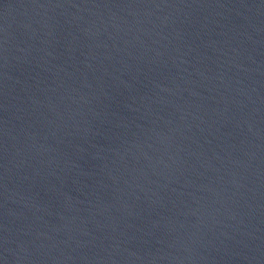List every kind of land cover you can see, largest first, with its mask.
Masks as SVG:
<instances>
[{
    "label": "water",
    "instance_id": "1",
    "mask_svg": "<svg viewBox=\"0 0 264 264\" xmlns=\"http://www.w3.org/2000/svg\"><path fill=\"white\" fill-rule=\"evenodd\" d=\"M0 264H264V0H0Z\"/></svg>",
    "mask_w": 264,
    "mask_h": 264
}]
</instances>
